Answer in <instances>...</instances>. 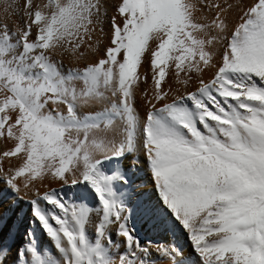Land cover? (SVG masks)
<instances>
[{
	"label": "snow or ice",
	"instance_id": "1",
	"mask_svg": "<svg viewBox=\"0 0 264 264\" xmlns=\"http://www.w3.org/2000/svg\"><path fill=\"white\" fill-rule=\"evenodd\" d=\"M3 11L0 264H264V0Z\"/></svg>",
	"mask_w": 264,
	"mask_h": 264
},
{
	"label": "bare ground",
	"instance_id": "2",
	"mask_svg": "<svg viewBox=\"0 0 264 264\" xmlns=\"http://www.w3.org/2000/svg\"><path fill=\"white\" fill-rule=\"evenodd\" d=\"M4 2H5V0H0V19H2L3 17H4V11H3V4H4ZM17 2L18 3H22V0H17ZM13 22H15V23H20V22H22V17H19V16H13L12 17V19L9 21V23H10V26H11V24L13 23ZM90 59H91V57H90ZM148 69V63H147V60H145L144 62H143V64L141 65V67L139 68V72L141 73V74H143L146 70ZM143 87H144V84L143 83H141L140 84V88L141 89H143ZM10 146V144L8 143V141H6L5 139H3V138H0V151H4V150H6L7 149V147H9ZM12 162L15 164L16 163V160L13 158L12 159ZM52 186H54V185H49V187H52ZM185 243H187L186 241H185ZM189 251H191V249H189Z\"/></svg>",
	"mask_w": 264,
	"mask_h": 264
}]
</instances>
